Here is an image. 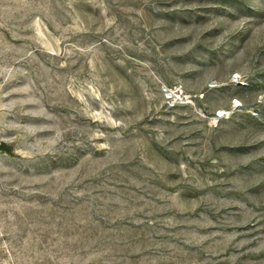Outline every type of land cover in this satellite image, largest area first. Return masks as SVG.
I'll return each mask as SVG.
<instances>
[{
    "label": "rangeland",
    "instance_id": "rangeland-1",
    "mask_svg": "<svg viewBox=\"0 0 264 264\" xmlns=\"http://www.w3.org/2000/svg\"><path fill=\"white\" fill-rule=\"evenodd\" d=\"M0 264H264V0H0Z\"/></svg>",
    "mask_w": 264,
    "mask_h": 264
},
{
    "label": "trees",
    "instance_id": "trees-1",
    "mask_svg": "<svg viewBox=\"0 0 264 264\" xmlns=\"http://www.w3.org/2000/svg\"><path fill=\"white\" fill-rule=\"evenodd\" d=\"M2 145H3V144H0V147H1V148H4V146H2Z\"/></svg>",
    "mask_w": 264,
    "mask_h": 264
}]
</instances>
